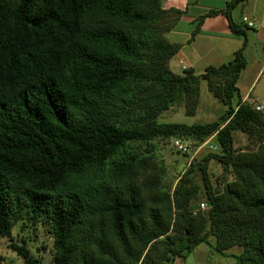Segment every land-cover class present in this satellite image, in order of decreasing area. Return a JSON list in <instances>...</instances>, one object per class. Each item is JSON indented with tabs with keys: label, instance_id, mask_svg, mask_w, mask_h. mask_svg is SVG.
Segmentation results:
<instances>
[{
	"label": "trees",
	"instance_id": "1",
	"mask_svg": "<svg viewBox=\"0 0 264 264\" xmlns=\"http://www.w3.org/2000/svg\"><path fill=\"white\" fill-rule=\"evenodd\" d=\"M245 1L222 10L242 46L198 75L170 67L181 44L167 34L183 11L165 0H0V247L9 237L37 264L14 230L47 221L50 264H175L212 237L222 255L241 248L237 264H264V114L237 86L252 27L232 13ZM201 80L227 106L217 120H157L197 100ZM236 131L260 149L237 150ZM155 137L187 142V153L173 147L185 156L215 140L198 163L202 186L194 158L173 192L164 186L165 167L132 144Z\"/></svg>",
	"mask_w": 264,
	"mask_h": 264
},
{
	"label": "rangeland",
	"instance_id": "2",
	"mask_svg": "<svg viewBox=\"0 0 264 264\" xmlns=\"http://www.w3.org/2000/svg\"><path fill=\"white\" fill-rule=\"evenodd\" d=\"M236 12L239 18L243 15L239 7ZM257 30L256 28L248 30V44L244 50L247 65L241 71L237 81L244 103L251 104L253 107L257 103L264 106V31L257 32ZM239 39L243 41L242 36H239ZM208 44L209 47H206L201 42L199 47L195 49L196 54L194 53L193 58L187 56L184 58L185 63L194 67L198 75L202 74L209 65L218 66L229 62L235 57L236 50L242 46V44L238 46L237 43L229 40L220 41L218 44L216 42ZM182 53L183 51L179 50L170 60L171 69L179 73H182L187 66H183L184 69H182V65L179 63L183 57ZM195 97V94L191 93L189 98H179L173 106L162 112L157 120L159 122H183L187 124L206 123L217 120L227 109V106L210 91L206 80H201L198 99L196 100ZM236 101L237 99L234 100V102ZM193 104H196L194 109L191 107ZM260 111L264 114V107ZM174 139L155 137L148 143L133 142L132 144L141 156L153 154L157 162L165 167L164 186L170 187L171 192L182 180L192 162L195 163V170L191 174L193 182L202 186L198 163L202 162L203 157L212 151L211 146L215 144V140H210L208 146L194 147L193 154L185 156L179 155L173 150ZM260 142V139L249 137L242 131L235 132V148L237 150H258L260 149ZM209 173L213 175V178H216L221 173L220 165L215 161L209 162ZM14 238L19 243L22 242V239H26L29 256L36 260L37 264L51 263L54 253V240L51 226L47 221L36 224L19 223L14 230ZM11 243L9 237L2 240L0 254L3 261L1 263L26 264L23 258L12 250ZM213 245L214 238L212 237L208 243L197 246L186 258H177L175 264H237L235 257L231 254L239 253L240 247L235 246L228 250L226 255H222L214 249Z\"/></svg>",
	"mask_w": 264,
	"mask_h": 264
},
{
	"label": "crops",
	"instance_id": "3",
	"mask_svg": "<svg viewBox=\"0 0 264 264\" xmlns=\"http://www.w3.org/2000/svg\"><path fill=\"white\" fill-rule=\"evenodd\" d=\"M228 1L229 0H165L164 8H177L183 11L175 26L167 34L171 42L181 44L180 50L183 51V57L179 60V63L182 65V69H184L183 66L187 65L184 58H186V56L193 58L194 53L196 54L195 49L199 47L201 42L206 45V47H209L208 43L216 42V44H218V42L223 40L233 41L237 43L236 45L238 46L242 44L243 41L239 39L238 35L234 34L227 17L222 12ZM238 7L241 8L243 14L240 18L237 16L236 12ZM215 10L218 11L216 14L209 13ZM244 14L249 15V19L254 22V27H252V29H258L257 32L264 31V0H246L238 5L232 13L234 21L245 25L242 21ZM202 16H205V18L200 26V30L192 38V33ZM191 67L188 65L186 66V68Z\"/></svg>",
	"mask_w": 264,
	"mask_h": 264
},
{
	"label": "built area",
	"instance_id": "4",
	"mask_svg": "<svg viewBox=\"0 0 264 264\" xmlns=\"http://www.w3.org/2000/svg\"><path fill=\"white\" fill-rule=\"evenodd\" d=\"M242 21H243V23L247 24L248 27H253V26H254V22H253L252 20H250L249 17L246 16V15H244V16L242 17ZM263 107H264V106H263L262 104H257V105L255 106V108H256L257 110H262ZM206 143H208V142H205V143L202 144V145H205ZM202 145H201V146H202ZM173 147H174V149L177 150L179 153H187V152H189V150H190V148H189V144H188L187 142L183 141V140H180V139H174V140H173ZM216 148H217L216 146L213 147V149H216ZM205 207H206V204H205V203H201L199 208H200V209H205ZM197 210H198V209H196L194 212L196 213Z\"/></svg>",
	"mask_w": 264,
	"mask_h": 264
},
{
	"label": "clouds",
	"instance_id": "5",
	"mask_svg": "<svg viewBox=\"0 0 264 264\" xmlns=\"http://www.w3.org/2000/svg\"><path fill=\"white\" fill-rule=\"evenodd\" d=\"M257 104H260V103H257ZM257 104H256V105H257ZM256 105H255V106H256Z\"/></svg>",
	"mask_w": 264,
	"mask_h": 264
},
{
	"label": "water",
	"instance_id": "6",
	"mask_svg": "<svg viewBox=\"0 0 264 264\" xmlns=\"http://www.w3.org/2000/svg\"><path fill=\"white\" fill-rule=\"evenodd\" d=\"M179 154V153H178Z\"/></svg>",
	"mask_w": 264,
	"mask_h": 264
}]
</instances>
